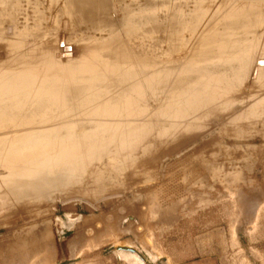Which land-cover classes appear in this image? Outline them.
Here are the masks:
<instances>
[{
    "label": "rangeland",
    "instance_id": "374dc122",
    "mask_svg": "<svg viewBox=\"0 0 264 264\" xmlns=\"http://www.w3.org/2000/svg\"><path fill=\"white\" fill-rule=\"evenodd\" d=\"M147 1L0 0V81L70 87L84 63L101 75L88 84L89 70L76 72L91 87L77 112L51 106L55 118L32 119L27 131L12 116L0 122L19 126V145L0 133L9 138L0 145V264H141L120 248L147 264L209 255L264 264V7L255 24L233 28L217 22L229 0H165L153 18ZM106 59L116 74L127 70L109 76ZM210 74L228 81L207 91ZM118 75L144 86L146 108L139 122L109 128L97 108L115 101ZM60 114L76 119L73 130L61 129L71 119Z\"/></svg>",
    "mask_w": 264,
    "mask_h": 264
},
{
    "label": "bare ground",
    "instance_id": "6f19581e",
    "mask_svg": "<svg viewBox=\"0 0 264 264\" xmlns=\"http://www.w3.org/2000/svg\"><path fill=\"white\" fill-rule=\"evenodd\" d=\"M71 2H73V3H75V0H70ZM152 0H149V1H147V3H149L150 5H152V7H155L156 6V9L154 10V9H151L152 7H150L149 9H150V11L151 10H154V11H151L152 12V15L151 14H149L150 16H151V18H153V13L155 12V17H156V10H158L159 11V9L160 8H162V7H166V6H168L167 4H166V1L165 0H154L155 2H156V4L153 6V2H151ZM171 1V0H170ZM205 1V0H204ZM209 3V2H208ZM171 4H172V2H171ZM210 4H212L213 5V3H211L210 2ZM215 4V3H214ZM226 4H227V6L229 7L228 8V10H226V11H224V9H223V5L224 4H222V5H220V7H219V5H218V7L221 9L220 11H219V18H217V22H218V20H220V18H222V20H224V19H226V18H229L228 20H230L229 22H226V23H224L225 25H229V26H233V28H238L241 24H244V25H253V24H255L254 22L256 21V19H257V17H258V14L260 13L259 11L260 10H262L263 9V7H264V0H229V1H227L226 2ZM147 5V4H146ZM169 5H170V3H169ZM211 5V6H212ZM80 6V5H79ZM95 7V6H94ZM93 8V7H92ZM99 8V7H98ZM158 8V9H157ZM87 9V8H86ZM102 9V8H101ZM147 10H148V8H147ZM88 11H89V9H88ZM149 11V10H148ZM158 13V12H157ZM145 14V13H144ZM143 15V14H142ZM261 16V15H260ZM263 17V16H262ZM259 18V17H258ZM147 19V18H146ZM156 19V18H155ZM143 20V19H142ZM149 20V19H148ZM221 20V21H222ZM150 21V20H149ZM250 21V24H248V22ZM145 22H148L147 20H145ZM142 23V22H141ZM151 26V25H150ZM150 26H149V28H150ZM146 29H148V28H146ZM157 29V27L154 25V24H152V27H151V29L150 30H152V31H157L156 30ZM240 30V29H239ZM233 32V31H232ZM152 34V33H151ZM62 46H63V43H62ZM242 48V47H241ZM247 48V47H246ZM30 50V49H29ZM69 50V49H68ZM237 51V50H236ZM242 52V51H241ZM29 55H32L33 54V52L32 51H30V53H28ZM225 54H227V53H225ZM235 54H236V52H235ZM32 56H34V55H32ZM109 57V56H108ZM238 58V60H239V57H237ZM108 59V58H107ZM106 59V60H107ZM109 59H113L112 57L110 58L109 57ZM110 60V61H111ZM244 60V59H243ZM115 61V60H114ZM113 61V62H114ZM84 62V61H83ZM113 62H112V64H110L111 62H109L108 60H107V65H108V67H110L111 65H114L116 62H114V64H113ZM92 63V62H91ZM110 64V66H109V64ZM72 64H74V63H72ZM79 65V64H78ZM81 66V65H80ZM79 66V67H80ZM88 66V65H87ZM86 65H85V63H84V65L82 64V66L79 68V69H77L76 71L74 70L73 71V73L71 72V75H73L74 74V76H76V77H74V79H72L73 77L71 76L70 78V80L69 81H71V80H75V81H77L76 83H78V81H80V80H78V78H79V76L80 75H78V77H77V75H75L76 74V72L77 73H79V72H82V71H84V72H86V70H87V72H88V70H89V73H91V70H93V69H88V68H86L87 67ZM95 66V65H94ZM121 66V65H120ZM241 66V65H240ZM91 67V66H90ZM116 66L114 65V68H113V66H111L110 67V69L109 68H107V66H105V68H106V70L108 69V71H110L109 72V76H110V74L111 73H114L115 75H117L119 72H121V71H119L117 74L115 73L116 72V68H115ZM136 67V66H135ZM76 68V67H75ZM103 69H104V67H102ZM121 67H119V69H120ZM125 69H126V67H124ZM82 69V70H81ZM117 69H118V67H117ZM118 69V70H119ZM123 69V68H122ZM132 69V68H131ZM131 69H129V71L131 70ZM136 70V68H134L133 67V70ZM143 69V68H142ZM142 69H141V72H142ZM100 70H101V68H100ZM100 70H98V71H100ZM127 70V69H126ZM126 70H122V72L124 71H126ZM133 70H131V71H133ZM138 70H140V69H138ZM138 70L137 71H133V74L131 73V72H129L128 74H129V76H133V75H136V74H138L139 72H138ZM147 70H149V69H147ZM154 70H156V69H154ZM103 71V70H102ZM151 71V70H150ZM93 72H94V70H93ZM106 72V71H105ZM121 72V73H122ZM128 72V71H127ZM62 73V72H61ZM120 73V74H121ZM154 73V72H153ZM31 74V73H30ZM54 74V73H53ZM62 74H64V73H62ZM66 74V73H65ZM65 74H64V76L63 75H59V76H62V77H65ZM81 74V73H80ZM83 74V73H82ZM98 74H100V73H98ZM101 74H103V73H101ZM106 74L108 75V73L106 72ZM113 74V75H114ZM125 74H127V73H124L123 75H125ZM12 75V74H11ZM15 75V74H14ZM14 75H12L11 77H13ZM33 75H35V74H33ZM83 75H85V73L83 74ZM82 75V76H83ZM103 75H105V74H103ZM123 75H118V78H117V76H115L116 78H114L113 80H116V79H119V78H122L123 77ZM36 76V75H35ZM38 77H37V79L38 80H40L39 79V74L37 75ZM54 76V75H53ZM90 76H92V77H90L89 79H90V83L88 82V84H91V82H94V81H92L91 79H97L99 76V78H101V75H93L92 73L90 74ZM120 76V77H119ZM228 75H226V74H223V75H221V77H215V75H207L206 76V78L204 79V83H206L205 84V90H207V91H209L211 88H213L212 86H216V87H219V86H223L224 87V85L223 84H220V82L221 81H223L224 83L225 82H227L228 81V77H227ZM5 77V76H4ZM9 77V76H8ZM56 78H57V76H55ZM85 77V76H84ZM89 77V76H88ZM87 77V78H88ZM108 77V76H107ZM106 77V78H107ZM111 77H114V76H112V74H111ZM125 77V76H124ZM2 78V77H1ZM14 78H16V77H14ZM29 78H31V77H29ZM33 78H34V76H33ZM50 78V77H49ZM67 78V77H66ZM75 78H77V80L75 79ZM82 78V77H81ZM104 78H105V76H104ZM105 78V79H106ZM201 78V77H200ZM5 79V78H4ZM12 79V78H11ZM37 79H35V80H37ZM54 79V78H53ZM60 79V78H59ZM58 79V80H59ZM63 79V78H62ZM69 79V78H68ZM83 79H86V77L85 78H83ZM89 79L87 80V81H89ZM104 79V80H105ZM111 79V78H110ZM110 79H108V80H110ZM122 79H124L125 80V78H122ZM128 79V78H127ZM187 79V83H188V86H186L185 88H187V87H189V88H187V89H192V88H190L191 87V84H192V80H190V77H188V78H186ZM9 80V79H8ZM15 79H13V80H10V81H5V80H1L0 81V96H2V97H5V99H4V101H0V107H2V110H5L7 107H9V108H11V110H5L6 111V114L5 115H7V116H5V118L4 117H2L1 119H0V122L1 123H3V122H7L8 120H6L8 117H10V116H12V119L13 120H17V121H21V125H24L25 124V126H24V130H26L27 131V124H29L30 123V120H32V119H35V118H39V120L41 119V118H45V119H49V120H52V119H54L55 117H52V116H50V114L51 113H53L55 110L53 109V108H59V109H73V110H75L76 109V112H77V110L80 108V107H82V106H84V101L82 100V91L84 92V90L87 88V87H89V88H91L90 87V85H87L86 86V84H87V81L85 82L86 84H83V85H81L80 83H78V84H80L79 86H77V84L76 83H73L72 81V83L75 85L76 84V86H71L70 85V87H69V85L67 86V85H63V84H61V82L59 83L57 80H56V82L55 81H52V82H49V81H44L43 82V80L41 79V82L40 81H38L39 83H37V85H40L42 82L44 83V84H41V86L39 87V88H36L35 87V84H34V81H32L31 79H28V80H26L25 78H22L21 80H19V79H17L16 78V81H14ZM46 80H48V79H46ZM66 80V79H65ZM64 80V81H65ZM202 80H203V78H202ZM51 81V80H50ZM68 81V80H67ZM117 81V80H116ZM120 81H122V82H120ZM207 81H208V83H207ZM209 81H211V82H209ZM12 82H14L13 84H12ZM35 82H37V81H35ZM109 82V81H108ZM112 82V81H111ZM111 82H109L110 84H111ZM115 81H113V83H114ZM124 82V83H123ZM125 82L126 81H123V80H118V82L117 83H115L117 86H118V88H119V90H118V92L117 91H115V93H116V95H117V97H115V101H113V100H111L110 98H109V100H106L99 108H97L98 109V111L99 112H97L98 114H106L105 115V120L106 121H104V124H106V125H108L109 126V128H113V127H117V126H120V125H122L119 121L120 120H125V123L128 125V123L127 122H133V123H135V120H136V123L137 122H139V116H138V112H139V110H141V109H145V108H143L142 106H141V103H143V101L142 100H144L145 101V99L144 98H142V96H141V93H142V90H143V88H144V86L143 85H141L140 83H138V82H134V83H132V84H126V85H124L125 84ZM129 82V81H128ZM131 82H132V80H131ZM130 82V83H131ZM191 82V83H190ZM63 83V82H62ZM65 83H66V81H65ZM112 83V84H113ZM186 83V82H185ZM47 84H49V85H47ZM123 84V86H121ZM43 85V86H42ZM53 86V87H51V86ZM225 85H227V84H225ZM228 86V85H227ZM108 87H110V88H114V89H117V88H115V87H112V85L111 86H106V88H108ZM143 87V88H142ZM34 88H36V90H37V92L39 93H35V95H37L36 97H32V98H27V97H25V100H27L28 99V102L27 101H25L24 103H22V102H18L17 101V99H16V97H15V95L16 94H19V93H21V92H23V93H25V92H27V91H31V90H33ZM110 88H108V89H110ZM184 88V89H185ZM183 90L184 91V93H187L188 92V90ZM228 89H229V87H228ZM89 90V89H88ZM70 91H73L74 93H76L77 94V96H79V97H74L76 94H72L73 95V97H74V99L76 98L77 100H75V101H73V97H71L72 95H68V96H70V97H68V96H65L64 94H67V92H69L70 94H71V92ZM87 91V90H86ZM187 91V92H186ZM30 93V92H29ZM68 93V94H69ZM155 93V92H154ZM189 93V92H188ZM227 93L226 92H220L219 94H218V96L219 95H221L222 97L223 96H225ZM32 95V94H31ZM30 95V96H31ZM35 95H32V96H35ZM184 96L183 94H179L178 96H179V98H180V96ZM216 94L214 93V94H211V95H209V97L211 98V99H214V97L217 99V96H215ZM19 95H17V97H18ZM21 96V95H20ZM24 96V95H23ZM9 97H11V98H9ZM67 97H68V99H67ZM19 98V97H18ZM27 98V99H26ZM24 98H21L20 97V99L19 100H23ZM31 99V100H30ZM70 99H71V101H70ZM181 99V98H180ZM29 101H35V102H29ZM27 102V103H26ZM69 104H71L72 106H69ZM148 104V103H147ZM146 104V105H147ZM149 105V104H148ZM51 106H55V107H51ZM52 108V110H54L53 112H51L50 114L47 112L49 109H51ZM149 108V107H148ZM46 109V110H45ZM60 111V110H59ZM41 112H44V113H41ZM55 113V112H54ZM54 113H53V115H54ZM68 113H70L69 111H68ZM72 113V112H71ZM57 114V113H56ZM65 114H66V112H65ZM65 114H60V115H58V118H60L61 120L62 119H71V122L70 123H68V127H63V128H61V129H65V130H68V131H70V130H73V128H74V125H75V120L76 119H72V116L75 118V113L74 114H71L72 116H66ZM56 116V115H55ZM70 117V118H69ZM24 120V121H23ZM9 122V121H8ZM11 122H13L12 120H11ZM156 122V121H155ZM0 123V124H1ZM125 123H124V125H125ZM152 123H153V121H152ZM2 125H4V124H2ZM13 125H16V123H14V124H9L8 126H0V133H2V134H11V136H12V138H11V142L10 143H8L7 142V140H9V138L7 139V140H5L6 138H4L3 140H0V145H2V144H6V142L8 143V145L10 144L11 146H13V145H19V144H16V142H18L19 140L18 139H14V137L17 135V134H19V131H17L16 133H15V127H12ZM114 125V126H113ZM126 125V126H127ZM17 127H19V126H17L16 125V129H18ZM122 129V128H121ZM37 135H39V136H41L42 135V133H38ZM30 142V141H29ZM6 146V147H9V146ZM4 146V147H5ZM126 256H129V255H126ZM130 257V256H129ZM131 257H133V258H135V260L136 261H138V259L136 258V257H134L133 255H131Z\"/></svg>",
    "mask_w": 264,
    "mask_h": 264
},
{
    "label": "crops",
    "instance_id": "0c3cea01",
    "mask_svg": "<svg viewBox=\"0 0 264 264\" xmlns=\"http://www.w3.org/2000/svg\"><path fill=\"white\" fill-rule=\"evenodd\" d=\"M102 260L105 261V264H119L116 262H111L107 258H103ZM182 264H232V263L228 261L227 257L223 255H209V256L197 257Z\"/></svg>",
    "mask_w": 264,
    "mask_h": 264
},
{
    "label": "water",
    "instance_id": "95a60500",
    "mask_svg": "<svg viewBox=\"0 0 264 264\" xmlns=\"http://www.w3.org/2000/svg\"><path fill=\"white\" fill-rule=\"evenodd\" d=\"M67 49H69V48H67ZM119 251H120V252H123V253H125V254H127V255H129L130 258H133V257H131V255H133L134 257H136V258L138 259V261H139L141 264H147V261H146L144 258H142V257L140 256V254H139L136 250H134V249H132V248H126V249H124V248H120ZM133 259L135 260V258H133Z\"/></svg>",
    "mask_w": 264,
    "mask_h": 264
}]
</instances>
